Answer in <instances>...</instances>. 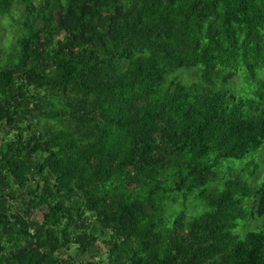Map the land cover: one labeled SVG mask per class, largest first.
I'll use <instances>...</instances> for the list:
<instances>
[{"label":"trees","instance_id":"1","mask_svg":"<svg viewBox=\"0 0 264 264\" xmlns=\"http://www.w3.org/2000/svg\"><path fill=\"white\" fill-rule=\"evenodd\" d=\"M5 30L0 264H264V0H0Z\"/></svg>","mask_w":264,"mask_h":264},{"label":"rangeland","instance_id":"2","mask_svg":"<svg viewBox=\"0 0 264 264\" xmlns=\"http://www.w3.org/2000/svg\"><path fill=\"white\" fill-rule=\"evenodd\" d=\"M7 24H9L11 26V23H7ZM4 33L5 34L2 35L1 38H0V47H7V44L10 42V35H9L8 30H5ZM243 88H244V85H243ZM249 92H250V89L248 88V86H246L242 90V95L245 97ZM249 160H250V158H245L242 161L236 162V164L239 165V167H238L239 173L243 177L247 176L249 174V172L251 171V169H252V165L247 164L249 162ZM240 169H243V170L245 169V170L244 171H240ZM263 176H264V173L261 174L258 177L257 183H260L262 181ZM254 184H256V183H254ZM191 208H192L191 204L188 203L187 210L189 211V210H191Z\"/></svg>","mask_w":264,"mask_h":264}]
</instances>
